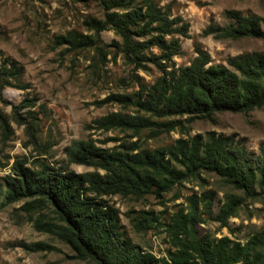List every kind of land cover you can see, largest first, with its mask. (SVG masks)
<instances>
[{"label":"rangeland","instance_id":"374dc122","mask_svg":"<svg viewBox=\"0 0 264 264\" xmlns=\"http://www.w3.org/2000/svg\"><path fill=\"white\" fill-rule=\"evenodd\" d=\"M107 0H0V67L5 60L24 68L22 84L28 89L13 87L0 91V111L12 129L9 141L0 144V184L6 176H14L16 161L32 170L43 166L67 169L77 174L105 172L93 166L70 163L66 149L77 142H89L108 153L135 154L168 149L179 139L196 135L206 138L215 132L235 135L243 140L249 152L264 157V107L244 113H216L211 119H190L188 116L157 117L137 105L142 89L148 90L161 76L151 61L136 65L127 61L116 44L121 42L112 30L99 34L96 46L73 50L58 45L56 38L69 32L96 37L87 23L104 20ZM169 8L171 17H181L189 23V37H181L182 52L174 57L176 67H186L197 56L196 48L209 54L211 64H227V60L250 52L264 53V37H244L236 40L215 39L203 34L210 25L228 26V11H239L245 17L261 19L264 32V0H154ZM157 55V49L147 56ZM108 97L101 106L95 103ZM26 98H36L35 108H23L20 116L30 110L39 113L38 146L30 145L24 126L14 120L12 107ZM44 107L41 109V107ZM121 114L143 118V128L114 127L105 130L96 121ZM138 130V131H136ZM1 142V134H0ZM180 169L179 167H177ZM260 192V190H258ZM213 193L211 200H206ZM92 196L96 197L92 194ZM230 196L240 201L233 216L219 217ZM113 208L119 218V230L142 250L157 258H168L176 250L169 224L173 214L192 210L190 199L198 201L195 223L198 237L219 240L227 237L232 243L245 244L264 233V192L245 198L243 192L226 184L218 175L200 171L187 176L167 191L152 189L143 196L103 195L96 197ZM4 199H2V203ZM19 201L0 207V264H91L75 258L68 245L54 236L33 228L30 215ZM211 202L212 215H207L206 203ZM147 219V221H145ZM145 226L147 227L146 229ZM180 238L184 240V237ZM41 243L56 251H32Z\"/></svg>","mask_w":264,"mask_h":264},{"label":"trees","instance_id":"16d2710c","mask_svg":"<svg viewBox=\"0 0 264 264\" xmlns=\"http://www.w3.org/2000/svg\"><path fill=\"white\" fill-rule=\"evenodd\" d=\"M103 5L104 20L87 23L96 31V37L69 32L57 37L56 43L73 50L84 49L96 46L101 32L114 31L121 39L115 47L127 61L136 65L151 61L160 69L161 76L148 90L142 89L137 100L144 112L157 117L188 116L192 120L211 119L223 112L247 114L264 107V53H245L229 58L226 65H213L209 54L196 48L197 56L189 66L176 67L173 59L182 52L180 38L189 37V23L181 17H171L169 8L160 7L154 0H107ZM226 17L231 20L228 26L212 24L203 34L219 40L264 37L260 18L245 17L239 11H228ZM153 48L158 54L148 57L147 52ZM5 62L8 67H0V91L13 87L11 80L16 89H28L22 84L24 68L9 59ZM110 101L113 100L108 97L95 104ZM36 105V98H26L12 107L16 124L25 127L32 146L39 145V113L30 110L25 114L27 118H22L19 112ZM144 122L143 118L114 113L96 124L105 130L117 126L139 130ZM0 134L4 147L12 129L1 111ZM66 155L70 163L93 166L105 174H77L49 166L36 171L16 161L14 176L4 177L0 184V207L26 201L22 209L31 216L37 214L32 219L35 231L68 245L76 259L91 264H264V233L245 244L232 243L227 237L215 241L198 237L194 226L202 219L197 213L198 201L193 198L188 214L180 210L171 217L170 235L176 250L168 258H157L133 243L120 232L116 211L96 198L115 194L143 196L152 189L167 191L200 171L218 175L243 192L245 198L256 197L264 192V157L249 152L245 142L235 135L209 132L206 138L196 135L179 139L168 149L134 156L108 153L89 142H77L66 149ZM205 198L211 200L213 193ZM239 201L230 196L219 217L226 221L233 216ZM204 205L211 216V202ZM31 250L56 251L41 243L34 244Z\"/></svg>","mask_w":264,"mask_h":264}]
</instances>
